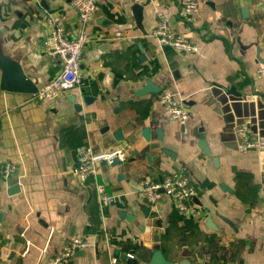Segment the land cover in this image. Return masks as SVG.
I'll list each match as a JSON object with an SVG mask.
<instances>
[{
    "label": "crops",
    "instance_id": "1",
    "mask_svg": "<svg viewBox=\"0 0 264 264\" xmlns=\"http://www.w3.org/2000/svg\"><path fill=\"white\" fill-rule=\"evenodd\" d=\"M181 1L99 0L82 82L55 99L3 88L0 67V264H50L72 235L90 245L58 264H129L117 253L151 264L158 249L164 261L156 264H264V152L239 151L235 132L248 121L264 136V0H197L184 17ZM158 10L195 51L152 35ZM50 13L77 33L68 0H0V51L36 91L60 70L45 52ZM165 85L189 118L172 119L158 105ZM84 143L127 155L100 163L81 184L71 169ZM7 162L15 183L2 171ZM181 167L199 187L190 216L165 196L154 204L140 197L143 177L161 180ZM97 187L113 201L101 204Z\"/></svg>",
    "mask_w": 264,
    "mask_h": 264
},
{
    "label": "built area",
    "instance_id": "2",
    "mask_svg": "<svg viewBox=\"0 0 264 264\" xmlns=\"http://www.w3.org/2000/svg\"><path fill=\"white\" fill-rule=\"evenodd\" d=\"M98 2L99 0H68V7L76 12L79 19V29L73 36L68 34L62 16L57 13L47 15L49 32L45 38V52L60 63V70L37 91L31 93L29 96L31 101L55 99L80 86L83 78L81 72L82 53L89 40L87 27ZM180 5L182 17L191 15L198 9L197 0H182ZM152 35L158 41L170 44L181 53H191L196 49L188 34L172 28L161 10L156 11V25ZM257 74H264V65L258 68ZM156 101L167 116L172 119L185 120L191 115L185 100L170 85L160 88L156 95ZM235 132L239 137V151L256 149L264 152V136L255 133L248 121L236 125ZM76 155L77 163L71 169V174L81 184H84L89 176L96 174L100 163L111 165L114 160L123 161L127 151L117 145L109 149H97L91 144L84 143L77 147ZM13 168L14 166L7 162L3 165L2 171L4 175H9ZM96 189L101 204L107 205L113 201L114 196L112 194L99 187ZM198 189L197 182L190 171L181 167L167 173L161 180L143 177L137 192L145 202L150 204L156 203L161 196H165L179 214L187 217L191 215L190 202L196 196ZM89 245L90 242L84 236H69L62 249L50 258V264L70 261L78 250L85 249ZM1 250L0 244V256Z\"/></svg>",
    "mask_w": 264,
    "mask_h": 264
},
{
    "label": "water",
    "instance_id": "3",
    "mask_svg": "<svg viewBox=\"0 0 264 264\" xmlns=\"http://www.w3.org/2000/svg\"><path fill=\"white\" fill-rule=\"evenodd\" d=\"M205 1H207L208 3L210 2L209 0H205ZM242 9L244 12H246V7H243ZM258 60L261 63H264V58H259ZM0 67L2 69V83H1V85L3 88L10 89V90H17V91H30V92L36 91L35 85L32 83V81L27 76H25L23 74L21 68L12 59L5 56L1 51H0ZM72 100L74 101V97L72 98ZM76 108L79 109L80 105L77 104ZM147 131H148V128L145 127L144 128L145 136H147ZM118 162H120V161L114 160V162L112 164H115ZM16 174H17L16 172H14V173L12 172L10 175L15 176ZM10 175L8 177H6V180L8 181L9 184H11L12 182L15 183V181H13L11 179ZM118 255H120V257L122 259L126 260L129 264H136L135 259H133L132 257H129L127 254L117 253V256ZM158 260L164 261L162 258V253L159 249L155 251L154 257L151 260V264H156L158 262ZM69 263H71V262H69ZM167 264H169V263H167ZM170 264H175V263H170Z\"/></svg>",
    "mask_w": 264,
    "mask_h": 264
},
{
    "label": "rangeland",
    "instance_id": "4",
    "mask_svg": "<svg viewBox=\"0 0 264 264\" xmlns=\"http://www.w3.org/2000/svg\"><path fill=\"white\" fill-rule=\"evenodd\" d=\"M190 38V37H189ZM250 150V149H249ZM1 257V256H0Z\"/></svg>",
    "mask_w": 264,
    "mask_h": 264
}]
</instances>
